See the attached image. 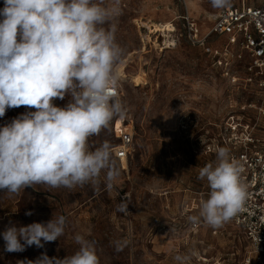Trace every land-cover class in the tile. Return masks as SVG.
<instances>
[{
	"label": "rangeland",
	"instance_id": "374dc122",
	"mask_svg": "<svg viewBox=\"0 0 264 264\" xmlns=\"http://www.w3.org/2000/svg\"><path fill=\"white\" fill-rule=\"evenodd\" d=\"M217 9L211 0H121V15L114 22L116 40L125 49L120 100L126 108L123 123L132 128L129 156L119 161L112 154L119 175L111 190L104 173L96 186L34 185L12 195L0 190V233L9 222L26 226L67 217L65 234L44 248L9 253L0 236V264L35 260L44 251L64 258L78 248L76 233L96 241L99 264H177L175 255L191 252L195 255L187 264H241L248 244L232 224L224 223L216 234L203 220L194 232L188 227V216L198 215L209 191L207 181L198 179L199 169L216 161L228 115L250 114L245 106L249 89L223 76L206 50L216 46L214 41L193 46L183 33V15L193 18L204 33L210 25L207 15ZM166 22L174 27L168 36L150 32L154 24ZM233 71L241 73L240 68ZM136 75L144 82H134ZM69 100L66 95L53 103L63 107ZM27 111L35 109H8L0 125ZM104 141L111 147L119 143L110 125L89 138L93 147ZM121 200L128 204V214L117 211ZM116 240L128 244L116 251Z\"/></svg>",
	"mask_w": 264,
	"mask_h": 264
},
{
	"label": "clouds",
	"instance_id": "9594fccd",
	"mask_svg": "<svg viewBox=\"0 0 264 264\" xmlns=\"http://www.w3.org/2000/svg\"><path fill=\"white\" fill-rule=\"evenodd\" d=\"M225 8L230 0H211ZM121 0H4L0 8V118L8 109L27 111L0 125V190L18 194L34 185L49 189L100 183L105 174L108 190L119 175L108 141L98 147L89 138L124 118L126 108L114 94L116 66L125 49L116 40ZM69 96L57 106L53 101ZM243 166L227 148L217 150L216 161L199 169L206 180L207 199L198 215L188 220L218 228L243 210L247 186ZM121 200L117 211L128 214ZM31 215V212L25 213ZM67 217L60 215L26 226L9 222L0 236L4 251L44 248L65 234ZM77 250L64 258L44 251L35 260L19 264H99L96 241L85 234L73 237ZM127 240L113 241L122 251ZM195 253L177 254V264H187Z\"/></svg>",
	"mask_w": 264,
	"mask_h": 264
},
{
	"label": "built area",
	"instance_id": "2783aa9c",
	"mask_svg": "<svg viewBox=\"0 0 264 264\" xmlns=\"http://www.w3.org/2000/svg\"><path fill=\"white\" fill-rule=\"evenodd\" d=\"M182 18L188 42L204 46L212 39L216 46L206 50L216 58L221 74L230 77L238 88H248L251 94L245 102L250 114L228 115L223 134L226 138L220 146H232L230 157L243 166L242 179L247 186L243 210L228 221L248 244L241 264H264V0H240L218 8L207 15L210 25L204 33L189 15ZM238 68L241 75L233 71ZM114 94L120 99V80ZM110 126L119 142L111 147L112 154L119 161L126 160L133 141L131 125L117 117ZM199 226V222L188 223L193 232ZM217 231L213 228L212 234Z\"/></svg>",
	"mask_w": 264,
	"mask_h": 264
},
{
	"label": "bare ground",
	"instance_id": "6f19581e",
	"mask_svg": "<svg viewBox=\"0 0 264 264\" xmlns=\"http://www.w3.org/2000/svg\"><path fill=\"white\" fill-rule=\"evenodd\" d=\"M172 31H173V25L171 23H168V22H166L164 24H154L153 28H150L151 33L163 32L164 36H168V33L172 32ZM125 68H126V61L125 60L121 61L116 66V72L118 74L120 81H122L126 77ZM133 81L136 83H141V82L143 83L144 79L141 75H136V76H133ZM122 160H125V159H122Z\"/></svg>",
	"mask_w": 264,
	"mask_h": 264
},
{
	"label": "trees",
	"instance_id": "16d2710c",
	"mask_svg": "<svg viewBox=\"0 0 264 264\" xmlns=\"http://www.w3.org/2000/svg\"><path fill=\"white\" fill-rule=\"evenodd\" d=\"M177 31H178L179 34H182L181 33L182 31H180V28ZM183 33H184V28H183Z\"/></svg>",
	"mask_w": 264,
	"mask_h": 264
}]
</instances>
